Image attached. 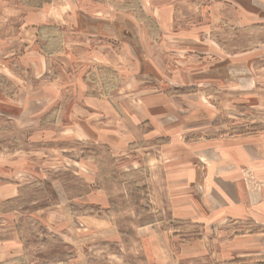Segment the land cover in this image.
<instances>
[{
    "label": "rangeland",
    "instance_id": "rangeland-1",
    "mask_svg": "<svg viewBox=\"0 0 264 264\" xmlns=\"http://www.w3.org/2000/svg\"><path fill=\"white\" fill-rule=\"evenodd\" d=\"M263 5L245 3L242 16L254 11V19L239 26L229 4L192 14L176 0H0V94L18 98L0 97V183L21 189L0 199V239L14 231L21 243L9 245L25 250L11 262L65 263L68 255L71 264H148L152 253L172 259L182 244L205 238L206 257L182 264H264V250L248 252L242 238L264 229L170 223L151 177L171 138L264 128ZM195 43L205 48L189 50ZM22 107L30 117H20ZM166 107L178 111L166 116ZM204 107L214 108L213 125L201 118ZM240 171L259 194L264 181L250 168ZM51 178L73 198L66 206L73 240L44 228L42 207L55 200ZM124 218L127 227L154 224L162 237L124 244L103 239L105 228L91 222Z\"/></svg>",
    "mask_w": 264,
    "mask_h": 264
},
{
    "label": "crops",
    "instance_id": "crops-1",
    "mask_svg": "<svg viewBox=\"0 0 264 264\" xmlns=\"http://www.w3.org/2000/svg\"><path fill=\"white\" fill-rule=\"evenodd\" d=\"M255 1L176 0L177 4H179V9L185 12L192 11V14H195L198 10L203 11L206 7L213 9L217 8L218 4H229L228 12L231 13V18L236 17L239 20V26L248 25L249 20L254 19V11L250 17L247 14L242 16V13H247L244 8L245 3L254 4ZM175 9H177L176 5ZM260 16L264 18L263 15ZM201 44L195 43L189 50L200 51L201 47L205 48ZM249 67L252 71H255L254 64L252 66L249 65ZM260 72H264V70ZM246 84L252 83L246 81ZM25 94L29 96L30 92L26 91ZM233 94L237 93H231V95ZM3 95L7 101L18 99L16 98L17 94L4 93ZM3 95L0 94V97ZM18 95L21 96L20 93ZM26 96L21 98L27 99ZM16 109L22 111L20 117L26 114L27 117H30L31 109H28V113H25L24 107ZM162 109L165 111L166 116L178 111L176 108L169 109L166 107V109ZM215 115L213 107H204L201 111V118L204 121L211 122V124L214 122ZM186 121L187 119H184V122ZM170 128L176 127H168V129ZM176 129L180 131L178 127ZM182 130L184 131V129ZM152 131L153 129H150L144 135ZM164 147L163 156H159L160 159L154 158L155 161L160 162V166H158L157 174L151 173V177L157 208L161 210L163 207L168 211V220L166 221L170 223L190 221L200 223L205 227L221 226L228 228L229 226L240 227L249 225L250 227L256 226L264 229V185L259 194L251 192L247 188L240 171L243 167L250 168L259 179L264 181V128L256 132L244 131L233 134L208 135L195 142L187 139L181 141L180 138L173 141V138H171ZM11 155L13 156L14 152H11ZM57 180L51 178L52 183L49 182L53 191L52 196H54L53 199L55 200L51 201V203L48 202L47 206L42 207V213L49 214L44 216L48 220L44 221V228H57L62 233H65V236L71 237L73 240L72 219L69 220L71 212L66 208L68 204L72 203L73 198L56 188L55 182ZM4 185H6V188H1L0 183L1 200L11 199L21 194L20 185L19 187L12 183H5ZM83 196L87 198L91 196L90 199L93 201L91 194L88 193ZM102 198L104 197L102 196ZM136 206L137 204H134V207ZM139 210L137 207L135 212L138 213ZM39 211L37 210L36 213H39ZM132 211L134 212V209ZM53 216L58 219L56 221L51 220L50 218ZM63 217L68 220L65 226L61 225ZM124 220L118 225L106 219L91 220V222H96L105 228L103 239L112 238L110 240L124 244L140 243L141 245H151L156 244L154 240L158 236L162 237L163 233L158 232L154 224L140 226V224L135 225L130 222L127 227L126 218ZM11 224L13 231L15 221ZM114 229H117V237ZM12 233L11 237L0 239V246L5 247L0 255L1 263L14 264L11 261L25 254V250L22 247L13 246L15 242L21 243V237H15L14 231ZM42 233L45 234L43 231ZM44 236L47 237L46 234ZM242 236V238L247 237L246 247L248 252L259 247L264 250V230L254 231ZM42 242L43 244L48 243L46 240H42ZM207 242L205 238H198L192 242L188 241L186 244L181 245V251L176 253L175 257L174 254L172 255V259L168 258L165 252L152 253L151 257H149L152 262H148L147 257L146 262L148 264H182V261L193 259L196 256L204 259L206 253H208ZM10 243L13 245H9ZM251 247L252 249H250ZM190 248H193V250ZM179 253L188 254L189 256L183 257L182 255V257H179ZM66 257L68 261H65V263H62L64 261H57L55 264H71L69 262L70 258H68L70 256L67 255ZM77 257L75 258L76 262L81 259L80 254Z\"/></svg>",
    "mask_w": 264,
    "mask_h": 264
}]
</instances>
